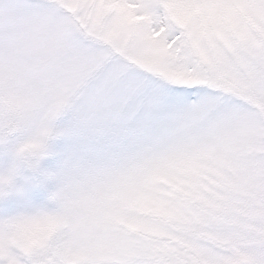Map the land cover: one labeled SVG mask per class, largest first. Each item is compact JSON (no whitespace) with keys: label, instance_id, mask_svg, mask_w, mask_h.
Segmentation results:
<instances>
[{"label":"snow or ice","instance_id":"1","mask_svg":"<svg viewBox=\"0 0 264 264\" xmlns=\"http://www.w3.org/2000/svg\"><path fill=\"white\" fill-rule=\"evenodd\" d=\"M0 264H264V0H0Z\"/></svg>","mask_w":264,"mask_h":264}]
</instances>
